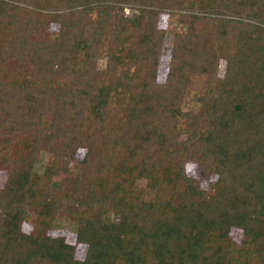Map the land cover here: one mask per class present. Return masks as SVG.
Segmentation results:
<instances>
[{
  "label": "trees",
  "instance_id": "1",
  "mask_svg": "<svg viewBox=\"0 0 264 264\" xmlns=\"http://www.w3.org/2000/svg\"><path fill=\"white\" fill-rule=\"evenodd\" d=\"M0 170V264H264V0H0Z\"/></svg>",
  "mask_w": 264,
  "mask_h": 264
},
{
  "label": "rangeland",
  "instance_id": "2",
  "mask_svg": "<svg viewBox=\"0 0 264 264\" xmlns=\"http://www.w3.org/2000/svg\"><path fill=\"white\" fill-rule=\"evenodd\" d=\"M131 9L126 8L125 9V13H131ZM177 16L176 15H172L170 17L167 18L166 14H163L162 17V24L164 26H166V35H165V41H164V45L162 48V52H161V57H160V61H159V74L156 77V80H158L159 82H163L164 78H165V74H166V70H167V64L169 61V55H170V48H171V42H172V38H173V33L175 31H184V28L182 25L177 23ZM223 69H224V61L220 60L219 65H218V74H222L223 73ZM196 78H192L191 79V84L188 87V94L186 95L185 99L187 98V104H185L186 107H197L198 103L196 101V95L194 94L195 92H197L199 90V85L196 84ZM49 157L50 155L47 153L44 156L42 155V159H40L38 162L36 161L34 163V167L33 170L35 173L37 174H41L42 172H44L45 170V165L46 163H48L49 161ZM191 169L194 172V174H196L197 172V166L195 164H191ZM55 179H53V181L57 182V178H60V176H55ZM5 180V173L2 172L0 170V186L1 183ZM124 181L128 182L129 184H134L135 186H138L140 188H145V179L144 178H139V177H132V176H125L124 177ZM55 184V183H54ZM203 186L206 187L207 183L203 182ZM63 230H66V234L68 236V240H72L73 239V235L70 232V229H66V227L62 228ZM236 227H231V230H234L231 234L232 236H237L238 238V234L237 231L235 230ZM237 234V235H236ZM236 238V237H235ZM84 251V247H80L78 246V251H77V256L78 257H82Z\"/></svg>",
  "mask_w": 264,
  "mask_h": 264
}]
</instances>
